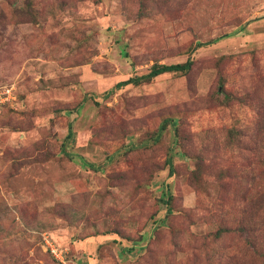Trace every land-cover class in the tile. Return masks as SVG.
I'll use <instances>...</instances> for the list:
<instances>
[{"label": "rangeland", "instance_id": "rangeland-1", "mask_svg": "<svg viewBox=\"0 0 264 264\" xmlns=\"http://www.w3.org/2000/svg\"><path fill=\"white\" fill-rule=\"evenodd\" d=\"M5 85L0 264H264V0H0Z\"/></svg>", "mask_w": 264, "mask_h": 264}, {"label": "trees", "instance_id": "trees-1", "mask_svg": "<svg viewBox=\"0 0 264 264\" xmlns=\"http://www.w3.org/2000/svg\"><path fill=\"white\" fill-rule=\"evenodd\" d=\"M211 43H199L196 46L198 48L209 46ZM192 65L191 60H187L185 63H179V64H171V65H154L148 73L140 75V76H134L130 77L129 79L125 81H121L115 85L116 89H120L122 87L128 86V85H138L142 82H149L153 80L154 78L165 74V73H172V72H187L190 70ZM164 129V126L162 125L159 128V133ZM72 134L71 129L69 127V132L66 138L70 137Z\"/></svg>", "mask_w": 264, "mask_h": 264}, {"label": "built area", "instance_id": "built-area-1", "mask_svg": "<svg viewBox=\"0 0 264 264\" xmlns=\"http://www.w3.org/2000/svg\"><path fill=\"white\" fill-rule=\"evenodd\" d=\"M16 101V95L14 88L12 86H0V113L2 108L8 103H13ZM42 244L43 247L46 248V251H49L51 255L54 256L55 259L59 260L56 255L55 247L48 241L45 234H42Z\"/></svg>", "mask_w": 264, "mask_h": 264}]
</instances>
